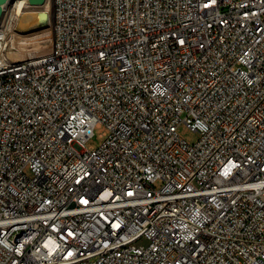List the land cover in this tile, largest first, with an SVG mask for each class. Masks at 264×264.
Returning <instances> with one entry per match:
<instances>
[{
  "label": "built area",
  "instance_id": "2783aa9c",
  "mask_svg": "<svg viewBox=\"0 0 264 264\" xmlns=\"http://www.w3.org/2000/svg\"><path fill=\"white\" fill-rule=\"evenodd\" d=\"M58 3L0 45V264H264V0Z\"/></svg>",
  "mask_w": 264,
  "mask_h": 264
},
{
  "label": "rangeland",
  "instance_id": "374dc122",
  "mask_svg": "<svg viewBox=\"0 0 264 264\" xmlns=\"http://www.w3.org/2000/svg\"><path fill=\"white\" fill-rule=\"evenodd\" d=\"M18 0H14L12 3H8V10L10 15L11 10L14 9L13 5L16 4ZM7 8V7H6ZM44 9V8H43ZM38 12V11H36ZM42 11H39L40 13ZM26 13V12H25ZM22 11L16 10L11 17L10 27L6 33L4 42L9 55H12L13 59H24L25 57H34L38 55H44L49 52L52 44V31L50 23L48 25H42L41 18H36L34 21L27 25L21 24V19L23 18ZM36 13V15H38ZM49 21H52L49 16ZM12 24V25H11ZM12 41L14 45H11ZM8 45V46H7ZM19 49V52H18ZM10 52H13L12 54ZM25 58V59H26ZM107 131L105 125H97L94 128L93 136L88 140L87 146L97 147L104 140V133ZM179 133L181 136L186 138L188 141L194 142L198 139L199 133L192 131L185 124L181 125L179 128Z\"/></svg>",
  "mask_w": 264,
  "mask_h": 264
},
{
  "label": "bare ground",
  "instance_id": "6f19581e",
  "mask_svg": "<svg viewBox=\"0 0 264 264\" xmlns=\"http://www.w3.org/2000/svg\"><path fill=\"white\" fill-rule=\"evenodd\" d=\"M14 0H8L3 11L0 14V45H1V49H4L6 51H3V58L5 63H12V64H20V63H27V62H31V56L28 58H24V59H13L11 58L12 55H9L6 46H5V36L6 33L8 31V28L10 27V19L12 17V15L14 13H16V10L22 11L23 14V18L21 19V24L22 25H27L30 22L34 21L36 18H41L42 19V15L44 12H46L48 14V16L51 17L52 21L53 20H60L61 19V8H60V3H58V0H46L44 3L42 4H32L29 0H18V2H16V4L14 3L13 7L14 9L11 10L10 15L8 10V3H12ZM7 7V8H6ZM44 8V9H43ZM36 11H42L40 13L36 12ZM36 13H38V15H36ZM12 25V24H11ZM52 31V43H56L57 42V35H56V27H52L51 28ZM7 37V36H6ZM11 45H14V42L12 41ZM8 46V45H7ZM16 46V45H14ZM52 47V44H51ZM51 50V48H50ZM49 50V52H50ZM19 52V49H18ZM48 52V53H49ZM11 54L13 52H10ZM46 53V54H48ZM46 54L44 55H36L34 56V58L37 59H44L46 58Z\"/></svg>",
  "mask_w": 264,
  "mask_h": 264
},
{
  "label": "water",
  "instance_id": "95a60500",
  "mask_svg": "<svg viewBox=\"0 0 264 264\" xmlns=\"http://www.w3.org/2000/svg\"><path fill=\"white\" fill-rule=\"evenodd\" d=\"M8 0H0V14L3 11L6 3ZM32 4H42L44 3L46 0H29ZM42 25H48L49 24V16L46 12L43 13L42 15V21H41Z\"/></svg>",
  "mask_w": 264,
  "mask_h": 264
}]
</instances>
